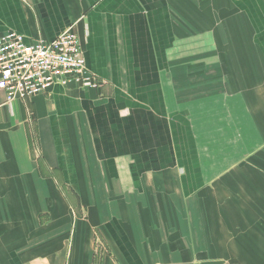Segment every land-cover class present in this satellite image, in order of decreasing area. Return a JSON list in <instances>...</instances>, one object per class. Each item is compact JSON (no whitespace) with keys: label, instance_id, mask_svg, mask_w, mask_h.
<instances>
[{"label":"crops","instance_id":"obj_1","mask_svg":"<svg viewBox=\"0 0 264 264\" xmlns=\"http://www.w3.org/2000/svg\"><path fill=\"white\" fill-rule=\"evenodd\" d=\"M70 26L100 87L0 90V264H264V0H0Z\"/></svg>","mask_w":264,"mask_h":264},{"label":"built area","instance_id":"obj_2","mask_svg":"<svg viewBox=\"0 0 264 264\" xmlns=\"http://www.w3.org/2000/svg\"><path fill=\"white\" fill-rule=\"evenodd\" d=\"M72 83L94 89L102 85L87 68L72 26L50 40L28 41L14 30L0 34V90L6 102Z\"/></svg>","mask_w":264,"mask_h":264}]
</instances>
